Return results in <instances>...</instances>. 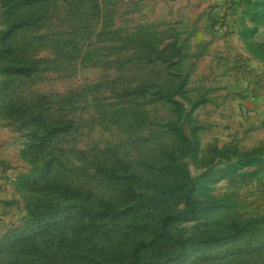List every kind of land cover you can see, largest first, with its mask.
<instances>
[{
	"label": "rangeland",
	"instance_id": "rangeland-1",
	"mask_svg": "<svg viewBox=\"0 0 264 264\" xmlns=\"http://www.w3.org/2000/svg\"><path fill=\"white\" fill-rule=\"evenodd\" d=\"M187 1L171 6L164 0H37L12 10L6 4L13 0H0V264H9L14 253L8 246L11 220L18 224L13 213L35 203L77 202L81 195L82 202L121 196L119 181L99 176V160L119 174L147 176L152 164L171 158L194 178L197 214L171 222L170 232L178 238L213 233L229 239L182 255L180 264H264V166H240L216 180L214 174L198 177L209 161L215 170L244 159L245 149L264 157V127L240 123L241 128L220 129L198 104L191 115L197 149L184 154L166 132L173 116L166 104H145L148 119L142 125L117 112L123 97L115 91L165 70L161 59L136 60L137 47L114 46L124 40L181 45L179 56L165 53L179 59L178 66L166 68L187 73L184 89L191 101L225 108L229 95L222 87H232L230 96H248L258 87L262 78L248 62L264 60L262 0L213 2L203 12L197 1L192 7ZM21 64L30 72H7ZM38 109L42 118L35 121ZM178 122L188 133L186 120ZM169 145L175 147L172 155L164 148ZM148 183L147 177L137 182L142 190ZM173 207H185L182 196ZM235 222L240 234L232 236Z\"/></svg>",
	"mask_w": 264,
	"mask_h": 264
},
{
	"label": "trees",
	"instance_id": "trees-1",
	"mask_svg": "<svg viewBox=\"0 0 264 264\" xmlns=\"http://www.w3.org/2000/svg\"><path fill=\"white\" fill-rule=\"evenodd\" d=\"M36 1L13 0L11 5L6 4V6L16 10L22 5ZM262 3L264 4V0ZM114 46L122 51L131 46L137 47L136 60L144 57L146 62H156L159 59L163 64L165 62L163 65L165 70L162 74L159 73V76L144 74L134 86L123 84L115 91L116 95L123 97V101L117 107L118 115L128 114L124 116L131 119L133 124L142 125L148 119L145 104L159 100L172 112L173 116L165 127L166 132L174 136L173 144H176V149L179 148L184 154L186 151L196 150L197 125L192 123L191 115L203 99L191 101L186 97L184 87L188 78L187 73L166 68L178 66L179 59L170 60L165 53L171 50L179 56L181 45L176 44L175 41H168L160 47L151 41L130 39V41H120ZM7 68V72L11 74L30 72L29 67L23 64ZM32 117L35 121L40 120L41 109L33 113ZM183 119L189 127L191 126L188 133L179 123L180 121L178 122ZM52 132L55 133L54 130ZM175 147L172 145L164 147L166 154L172 155L171 150ZM245 151L244 159L218 165L215 170L214 160L209 161L198 177L214 174L213 179L216 180L240 166L256 162L264 166V157H256L253 150L245 149ZM95 164L103 180L120 182L123 194L100 195L94 200L82 202L80 200L84 196L77 192L81 195L77 202L35 203L28 206L21 214L20 211L13 213L18 224L11 220L12 233L8 238V246L13 248L14 253L9 264H165L167 262L180 264L179 258L186 253H193L198 248L219 246L229 241L213 233L178 238L170 232L168 226L171 222L191 220L197 214L191 200L194 178L188 171L181 172L183 167L173 158L157 166L152 164L147 176H144L142 171L132 170L124 171L123 175L119 174L108 161L99 160L98 164ZM177 171L181 173L176 174ZM212 171L214 173H211ZM145 177L149 182L146 186L148 188L142 190L137 182L140 179L144 181ZM188 181L192 182L189 186ZM179 196L183 197L185 205L182 210L173 207L177 204ZM234 226V231H230V234L239 235L238 222H235ZM97 236L100 237L98 241ZM215 242L217 244L214 245ZM174 248H177V251L173 252Z\"/></svg>",
	"mask_w": 264,
	"mask_h": 264
},
{
	"label": "crops",
	"instance_id": "crops-1",
	"mask_svg": "<svg viewBox=\"0 0 264 264\" xmlns=\"http://www.w3.org/2000/svg\"><path fill=\"white\" fill-rule=\"evenodd\" d=\"M196 1L198 2V8L203 12L204 10H210L212 8L210 5L213 4V2H216L218 3L217 5H220L223 0H190V2L187 1L189 2V7H192ZM180 2L181 0H164L165 5L171 6H176ZM194 6H196V4H194ZM216 10L218 9H215L214 11ZM248 63L251 65L252 72L258 74L262 78L259 80V85L257 88H252L253 91L249 90V92H251L248 96L242 92L238 93V95L230 96L232 87L226 85L220 89L223 94L229 95L227 97L228 104L225 106V108L212 104L209 101L204 102V105L199 104L197 106L198 108H201L200 111H209L211 114V122H214L213 125L217 124L218 128L220 129H223V126L226 124L239 128H241V126L244 128L248 125L264 127V60L259 61L251 59ZM246 114H248L247 120H245ZM240 123L242 124L241 126Z\"/></svg>",
	"mask_w": 264,
	"mask_h": 264
}]
</instances>
